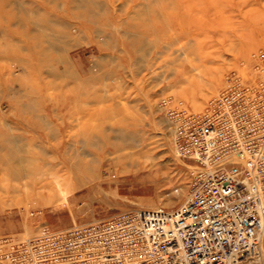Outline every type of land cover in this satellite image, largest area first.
Returning <instances> with one entry per match:
<instances>
[{
    "label": "rangeland",
    "instance_id": "1",
    "mask_svg": "<svg viewBox=\"0 0 264 264\" xmlns=\"http://www.w3.org/2000/svg\"><path fill=\"white\" fill-rule=\"evenodd\" d=\"M64 1L32 4L80 28L79 35L68 29V63L53 69L66 70L63 81L39 70L26 49L1 41L10 53L2 54L0 68L13 73L0 75V130L9 138L0 140V154L16 155L0 163V236L179 205L192 163L173 153L167 111L200 112L230 79L254 87L264 77L257 56L264 51V0H101L94 17L90 4L79 9ZM181 29L205 39L207 63L188 80L181 74L187 66L175 60ZM140 150L150 170L126 175L114 157ZM15 166L18 178L7 173ZM55 181L65 201H58ZM261 247L264 256V235Z\"/></svg>",
    "mask_w": 264,
    "mask_h": 264
},
{
    "label": "built area",
    "instance_id": "2",
    "mask_svg": "<svg viewBox=\"0 0 264 264\" xmlns=\"http://www.w3.org/2000/svg\"><path fill=\"white\" fill-rule=\"evenodd\" d=\"M167 116L173 153L192 163L183 202L0 236V264H264V77Z\"/></svg>",
    "mask_w": 264,
    "mask_h": 264
},
{
    "label": "bare ground",
    "instance_id": "3",
    "mask_svg": "<svg viewBox=\"0 0 264 264\" xmlns=\"http://www.w3.org/2000/svg\"><path fill=\"white\" fill-rule=\"evenodd\" d=\"M54 1H56V0H0V22L3 20V22H4L3 25L6 29V31H8L7 33H5V32L2 33L0 30V39H2V40H0V58L3 56L2 54H5L8 51V48H6V46L1 47V45H2L1 41L5 42L6 43L5 45L12 44L20 50L26 49L28 52V55H29L28 60L35 61L39 70H41L47 76H51V77L53 76L55 78H56V76H59V80H61V79H63V77L66 78L65 76H68V75H65L66 70H61V72L59 70V72H60L59 73V72H55L53 69L54 68L56 69L60 64L63 65V63H65V64L68 63V59H67L68 57L65 54H63L65 49H66V46L70 44L69 41L67 40V39H69L68 37H70V33H69L70 31L67 33L68 29L72 28L74 33L79 35L80 28L77 25L72 26L71 23H67L66 20H64L61 15L60 16H58V14L54 15V14H52V11H50L48 9L47 10H45V9L38 10V7H34L32 5L35 2H37V3L40 2V3L44 4V3L54 2ZM103 1H105V0H103ZM64 2L68 3V4L70 3V4H72L73 8L75 7V8H79V9H83L86 7L87 4H90L92 8L89 9V11L87 10V12H89V14L92 15V17H94V15L96 16L97 14L100 13V8H99L100 4L99 3L100 2H101V4L104 3L101 0L100 1L99 0H72V1L71 0H65ZM183 6H185V5H183ZM144 7H145V5H143V9L141 7L142 11H144V9H145ZM137 8H139V7H137ZM184 9H186V7ZM121 10H122V8H121ZM135 13H136V16L138 17L137 14L139 13V11L135 10ZM114 22H116V21H114ZM3 25H1V28ZM182 25H184V24H182ZM11 26L13 27V30L10 29V28H12ZM55 26H59L61 28V30L56 31L54 29ZM17 28L19 29V31L17 30ZM182 29H181L179 34L177 31V33L174 35V37H175L174 42L177 45L175 50L178 51V54H177L175 60L180 58L181 65L183 67L187 66L186 68L183 69V72H181V74L185 80H188L189 78H192V77L201 76L202 73L199 71V68L205 66V64L207 63V55H203L205 53L204 49L206 48L205 42H204L205 39L198 40L197 34H193V32L191 33V32L182 31ZM64 30H65V32H64ZM192 41H195L194 43H196V49H197L196 52H191V50H190V48L192 46ZM22 42H24V44H22ZM53 51H55L57 54L53 58H50L49 57L50 52H53ZM13 54L14 53L12 52V55ZM1 62H2V60L0 61V63ZM93 67H94L93 69H95L94 65H93ZM181 71H182V68H181ZM3 73H5V75L10 78V76L13 73V70L10 66L3 67L1 65L0 75H2ZM184 75H186V76H184ZM76 76L77 75L75 73L70 74L72 81L73 80L76 81L77 79H79ZM61 81H63V80H61ZM70 82H71V80H70ZM121 136H124L123 133H121ZM119 137H120V135H119ZM8 139H9L8 133H7V135L3 134V132L0 130V140L7 141ZM15 150L16 149L14 148V151ZM114 150L119 151V150H121V148L118 147V148H115ZM144 153H146V152H143L141 150L140 151H132V152H123V153L117 154L114 157V162H116L118 164L123 163L121 171L124 172L126 175L129 173H137V172H141V171L143 172L146 170L149 171L150 168L147 169L146 162L145 161L141 162L139 160V157H142ZM14 154L16 155V151H15V153L12 151L9 154H7V153L6 154H0V163H7V160H12V158L14 157ZM18 164H19V162H18ZM18 166H15L16 168L15 167L9 168L7 170V173L9 171V173L12 174L13 177L18 178L19 177L18 176L19 171H20ZM84 166H86V165H84ZM153 166H155V165H153ZM88 170H90V169L87 168V171ZM55 184H56V188H57V192L55 191V193H58V195H59L58 201H65L66 192H64V189H62V187L60 186V184L57 181H55ZM47 188L48 187H46L44 185L40 189H47ZM48 190H51V187ZM21 238H23V237H21Z\"/></svg>",
    "mask_w": 264,
    "mask_h": 264
}]
</instances>
